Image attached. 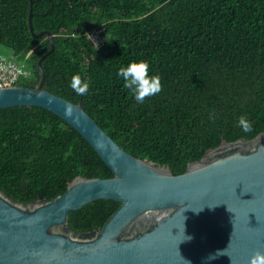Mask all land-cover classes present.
<instances>
[{
	"label": "trees",
	"instance_id": "16d2710c",
	"mask_svg": "<svg viewBox=\"0 0 264 264\" xmlns=\"http://www.w3.org/2000/svg\"><path fill=\"white\" fill-rule=\"evenodd\" d=\"M30 12V0H0V48L29 72L17 84H39L51 33L43 88L81 102L130 154L179 174L222 140L264 131V0H33L34 31ZM132 60L161 77L162 91L142 104L117 75ZM74 75L89 84L86 94L73 91ZM241 115L250 133L237 127ZM113 175L53 112L0 108V188L14 199L51 200L76 177ZM119 206L93 201L69 213L70 225L100 229Z\"/></svg>",
	"mask_w": 264,
	"mask_h": 264
},
{
	"label": "water",
	"instance_id": "95a60500",
	"mask_svg": "<svg viewBox=\"0 0 264 264\" xmlns=\"http://www.w3.org/2000/svg\"><path fill=\"white\" fill-rule=\"evenodd\" d=\"M30 4L34 31L33 0ZM48 35L52 47L38 62L39 84L0 87V108L39 106L53 112L92 145L114 175L79 176L54 199L29 203L0 188V264H232L231 258L233 264H248L256 250H264V131L222 140L179 174L138 158L81 102L43 88L42 62L55 49ZM65 105L73 107L72 116L65 115ZM99 199L120 206L102 228L75 230L69 213ZM183 228L191 239L181 240Z\"/></svg>",
	"mask_w": 264,
	"mask_h": 264
},
{
	"label": "clouds",
	"instance_id": "9594fccd",
	"mask_svg": "<svg viewBox=\"0 0 264 264\" xmlns=\"http://www.w3.org/2000/svg\"><path fill=\"white\" fill-rule=\"evenodd\" d=\"M149 67L147 61L132 60L125 67H121L117 72V75L124 81V87L132 92L138 104H142L147 97L155 96L162 91L161 77L158 74L150 75ZM71 87L77 95H84L89 91L90 86L88 83H85L80 76L74 75L71 80ZM64 110L66 116H72L74 111L71 105H65ZM237 127L247 134L252 131L253 125L246 116L241 115L238 118ZM195 210L199 211L200 209L196 208ZM183 239H191V237L185 236L184 228L181 240ZM217 255L220 254L217 253ZM214 258L215 256L209 257V259ZM231 262L233 264L232 258ZM248 264H264V250H256L254 254L249 257Z\"/></svg>",
	"mask_w": 264,
	"mask_h": 264
},
{
	"label": "built area",
	"instance_id": "2783aa9c",
	"mask_svg": "<svg viewBox=\"0 0 264 264\" xmlns=\"http://www.w3.org/2000/svg\"><path fill=\"white\" fill-rule=\"evenodd\" d=\"M96 47L99 46L98 35H93ZM29 74L28 70L19 65L16 60L10 59L0 52V87L12 86L23 76Z\"/></svg>",
	"mask_w": 264,
	"mask_h": 264
},
{
	"label": "rangeland",
	"instance_id": "374dc122",
	"mask_svg": "<svg viewBox=\"0 0 264 264\" xmlns=\"http://www.w3.org/2000/svg\"><path fill=\"white\" fill-rule=\"evenodd\" d=\"M1 49V48H0ZM1 51H3L4 53H5V55H8V56H10L11 57V55H10V52L9 51H7V50H5V49H1Z\"/></svg>",
	"mask_w": 264,
	"mask_h": 264
},
{
	"label": "crops",
	"instance_id": "0c3cea01",
	"mask_svg": "<svg viewBox=\"0 0 264 264\" xmlns=\"http://www.w3.org/2000/svg\"><path fill=\"white\" fill-rule=\"evenodd\" d=\"M1 52H3V51H1ZM3 53H4V52H3ZM3 53H2V54H3Z\"/></svg>",
	"mask_w": 264,
	"mask_h": 264
}]
</instances>
